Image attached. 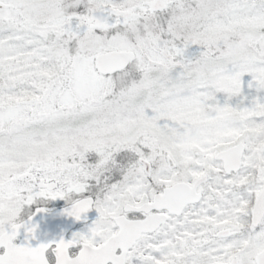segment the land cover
<instances>
[{"label":"snow or ice","instance_id":"6c2138e0","mask_svg":"<svg viewBox=\"0 0 264 264\" xmlns=\"http://www.w3.org/2000/svg\"><path fill=\"white\" fill-rule=\"evenodd\" d=\"M0 264H264V0H0Z\"/></svg>","mask_w":264,"mask_h":264}]
</instances>
